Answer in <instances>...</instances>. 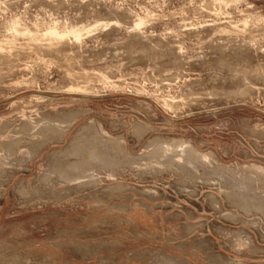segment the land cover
Segmentation results:
<instances>
[{
	"label": "rangeland",
	"instance_id": "374dc122",
	"mask_svg": "<svg viewBox=\"0 0 264 264\" xmlns=\"http://www.w3.org/2000/svg\"><path fill=\"white\" fill-rule=\"evenodd\" d=\"M212 1L0 0L94 29L0 57V264H264V0Z\"/></svg>",
	"mask_w": 264,
	"mask_h": 264
},
{
	"label": "bare ground",
	"instance_id": "6f19581e",
	"mask_svg": "<svg viewBox=\"0 0 264 264\" xmlns=\"http://www.w3.org/2000/svg\"><path fill=\"white\" fill-rule=\"evenodd\" d=\"M212 2H214L215 4L217 3H220V5H221V3H225V0H214V1H212ZM202 4V3H201ZM213 5V4H212ZM215 6V5H214ZM220 7V6H219ZM226 8V7H225ZM202 9V8H201ZM173 14V13H172ZM157 18V17H156ZM243 20V19H242ZM250 20V19H249ZM153 21V20H152ZM258 21V20H257ZM196 22V21H195ZM235 22V21H234ZM240 22V21H239ZM149 23V22H148ZM147 23V19L146 18H144V17H141V15L140 16H138L137 17V19L136 20H134V22H133V24H132V28H133V30H140L142 27H143V25L145 26V24H148ZM117 24V23H116ZM119 24V23H118ZM222 24V23H221ZM230 24V23H229ZM10 26H12L11 27V30H12V32H11V34L9 35H3V36H1L0 35V57H2V56H5V55H8V54H10L11 55V53H12V51L14 50V49H16V45L17 44H19L18 46H20V45H22V44H24L23 43V41L25 42V40L28 38L29 39V43L28 44H30L31 46L32 45H34V47L36 48H39V47H45V48H47V49H51V50H54L55 52L56 51H59V48H60V45H61V43H63V42H65L67 39H69V40H74L75 42H80L81 40H83V37L86 35V34H90V32H92V30H94L92 27H90V26H83V27H75V26H70V27H67L66 25V27H64V29H61L58 25H53V26H50V27H47V28H45V29H32L33 27H23V23L21 22V20L20 19H17V20H15ZM36 26V25H35ZM235 26H237V25H235ZM37 27V26H36ZM88 27H90V28H88ZM229 27V26H228ZM218 28V27H217ZM230 28V27H229ZM246 28V27H245ZM222 29H223V27H222ZM219 30H221V28L219 29ZM225 30H226V28H225ZM224 30V31H225ZM218 32V31H217ZM23 40V38L25 37L26 39H24L23 41L21 40L20 42H22V44H20L19 42H17V41H19L20 40V38ZM23 37V38H22ZM27 41V40H26ZM43 41H46V42H44L43 43ZM27 44V45H28ZM44 45V46H43ZM23 47V45L21 46V47H19V48H22ZM24 47H26L25 46V44H24ZM27 48H30L29 47V45H28V47ZM36 48V49H37ZM41 49V48H40ZM30 50V49H29ZM36 51V50H35ZM49 51V50H48ZM24 53V52H23ZM32 54V53H31ZM19 55H20V53H19ZM2 61H0V63H1ZM73 70V69H72ZM71 72V71H70ZM73 72V71H72ZM75 72H77V71H75ZM72 76H73V74L72 73H70ZM77 74V73H76ZM80 75V74H79ZM79 75L78 76H76L77 78L79 77ZM103 76V75H102ZM84 77V79H88L87 78V76H86V78H85V76H83ZM72 77H70V79H71ZM73 78H74V76H73ZM75 79V78H74ZM79 79V78H78ZM80 79H82V77L80 78ZM79 79V80H80ZM92 79V78H91ZM74 81V80H73ZM72 81V82H73ZM75 81H77V80H75ZM74 81V82H75ZM79 82V81H78ZM75 83H73V85H74ZM76 84H77V82H76ZM79 84V83H78ZM88 84V83H87ZM72 86V85H71ZM70 86V87H71ZM69 87V88H70ZM90 88L89 87H86V86H80V85H77V86H72L71 88H70V93H72V94H77V95H83V96H92V90L90 91L89 90ZM68 91V90H67ZM67 93V92H66ZM96 93V92H95ZM68 94V93H67ZM99 94V93H98ZM97 94V95H98ZM40 96V95H39ZM99 96V95H98ZM171 101H173V100H171ZM163 102H164V100H163ZM161 103H162V101H161ZM177 103V102H176ZM174 104V102H164V106L167 108V109H169L170 108V110L172 109V107L174 106L173 105ZM162 105H163V103H162ZM161 106V105H160ZM174 108V107H173ZM208 156V155H207Z\"/></svg>",
	"mask_w": 264,
	"mask_h": 264
},
{
	"label": "crops",
	"instance_id": "0c3cea01",
	"mask_svg": "<svg viewBox=\"0 0 264 264\" xmlns=\"http://www.w3.org/2000/svg\"><path fill=\"white\" fill-rule=\"evenodd\" d=\"M129 200L130 199H128V201ZM127 203L129 205H131V207L133 209H134V206L137 205L138 206L137 209H138L140 214L137 215V217H135L134 220H131L128 215H125V216H127L124 220L125 223L132 222L138 226L139 225L142 226L143 228H145L146 231L152 232L154 234L158 233L159 236H162L161 235V233H162L161 227L162 226L160 224V218L158 217V215L153 210H149V209L140 207V205L137 203L136 200H133V202H131V203L130 202H127ZM142 216H143V218H145L147 220L146 222L149 221V223H151V225H144L145 223H144V219L142 218ZM200 222L201 223L205 222V224H203L205 226V230H202V232H200L201 237H209V236L213 235L212 237L214 238L216 236L215 238H217L218 241H219V239H221L222 244H224V245L228 244L227 242H225V240L228 238V234H227V230H228L227 227H229L228 223H226L224 221H217V227L219 228V231H218V233H214V232L209 230V222L207 221L206 218L202 219ZM166 228L168 229L169 232H171L174 229L173 226H169ZM223 249L225 250L226 248L223 246Z\"/></svg>",
	"mask_w": 264,
	"mask_h": 264
}]
</instances>
